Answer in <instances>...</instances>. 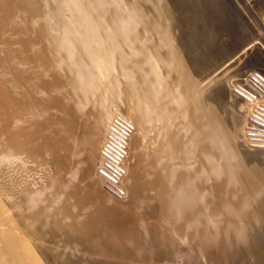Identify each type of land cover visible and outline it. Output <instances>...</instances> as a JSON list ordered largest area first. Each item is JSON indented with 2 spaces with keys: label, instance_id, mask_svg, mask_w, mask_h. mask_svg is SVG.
<instances>
[{
  "label": "rangeland",
  "instance_id": "374dc122",
  "mask_svg": "<svg viewBox=\"0 0 264 264\" xmlns=\"http://www.w3.org/2000/svg\"><path fill=\"white\" fill-rule=\"evenodd\" d=\"M105 1L101 33L116 34L115 46L106 45L110 65L91 93L72 86L58 44L43 50L51 63L30 62L18 118L0 91V203L21 207L17 234L50 247L57 264H264V153L239 143L245 115L229 91L264 68L259 51H249L264 43V0H246L248 14L240 0H122L116 9ZM63 9L67 25L56 21L57 32H78ZM126 16L133 38L112 31ZM39 24L1 28L0 82L9 79L3 46L16 55L24 42L43 49ZM126 106L138 134L124 159L129 192L118 203L97 180L98 152L103 120L126 121ZM5 125L26 134L24 150L11 147ZM1 210L0 237L10 245L7 205Z\"/></svg>",
  "mask_w": 264,
  "mask_h": 264
},
{
  "label": "bare ground",
  "instance_id": "6f19581e",
  "mask_svg": "<svg viewBox=\"0 0 264 264\" xmlns=\"http://www.w3.org/2000/svg\"><path fill=\"white\" fill-rule=\"evenodd\" d=\"M121 1L122 0H109L111 6L114 9H116V7L121 4ZM63 5L70 14L68 16H71V18L74 19H72V21L75 23V27H77L78 32H75V30H72L71 32L69 30L71 28L70 25L68 27L69 29L66 28L67 26L65 28L62 27L63 29L61 32H57L60 31L59 25L61 23L62 26L63 24L65 25L67 23L65 20H68V18L63 17ZM104 5H107L105 0H0V30L1 28L3 29V27H5L4 30H2L5 32L8 26L10 27V25H14L12 27L13 29L17 28V32H22L26 22L31 25H37L40 23L39 29L42 31V37L44 39L45 45L43 49H34L24 42L23 49L19 54L16 55V52H12L10 48H4L5 46L1 44L3 46V54L6 59V65L4 63H2V65L4 64V67L7 70V72L5 71V77L9 75V79L7 80L9 84L6 79H4L3 83L0 82V91L3 89L5 90L7 98L6 108L9 107V109H7L10 110L9 117H13L18 114V118L20 115L19 112L25 107V98L21 88L26 86L29 75L33 71L30 62L32 61V63L39 64V61L42 59V62H45L44 64L46 65L47 62L48 64L51 63L49 60L53 59L52 55L47 57L45 51L52 53L55 48L52 47L53 44H58L57 46L60 47L59 50L62 48L65 60L68 64L67 66H69L70 69L75 72V80L72 84L73 87H76L77 89L81 87L84 94H89L100 82L105 80L103 79L102 74L107 73V68H109L110 65L108 64L110 59L107 57L108 54L106 53L105 47L106 45H109L110 47L115 46L116 34L109 31L104 34L105 36H102L101 31L103 29L100 26L99 21ZM54 9H56V12ZM42 13L46 14V20L43 24H41V20H39ZM114 15L115 19H118L120 16L116 14V12ZM93 16L96 17V20H93ZM10 21H12L14 24ZM52 21H54V23H51ZM56 21L61 22L58 25L56 24ZM69 21L71 22V20ZM122 23V25L113 26L114 29L112 31H115V28H117L116 31L121 36L133 38L135 34L128 29L129 27H132L129 17L126 16L122 18ZM120 26H122V28L119 29L118 27ZM56 40H59V42ZM92 46L94 48H92ZM55 49V52L58 51V48ZM81 54L87 57L88 63H82ZM16 57L19 58L16 59ZM46 65L43 66L47 68ZM52 67L54 66H51V68ZM91 67H96L97 71L94 72L95 74L93 73L94 75L91 74ZM0 75H2L1 71ZM127 77L132 82L131 76L129 75ZM128 83L130 84V82ZM14 88H17L18 91H21V93L16 94V90H13ZM14 91L15 93H13ZM125 111V118L128 121H124L120 117H116V120H114L113 123H111V119L107 123V117L103 120L102 125L104 126L105 123L107 124V126L105 125L106 130L103 136L107 133L108 126H110L111 131V136H109L107 139L103 137L102 141V148L104 150L102 153L106 159L105 163L101 158L100 152H98L99 164L97 167V180L98 178L100 179V186L102 187L101 190L104 191L107 196L117 192L116 190H118L117 193L120 194V190L123 188L124 198L121 201H115L118 203H123V201L126 199V195L128 194L127 192H129L125 181L128 171L126 161L124 159L127 160L131 147L135 145V137L138 134L137 128L135 126L136 124L132 118L131 107L126 106ZM245 119L246 118H244L243 124ZM121 121H124V123H121ZM8 128L9 127L5 125L2 129L3 133L7 134L11 147L15 151L24 150V143L22 140L26 134L21 131L18 132L10 130L12 131L10 132ZM132 128L134 129L133 132H131ZM88 139L90 141L91 137ZM107 143H109V145H107ZM8 151H10V148L5 149V152ZM121 151L124 152L121 166L124 168V172L126 173L120 182L121 187H119V185H115L113 182L107 181L106 178L120 173V165L119 163L117 165L116 161H118L122 156ZM167 157L168 160H170L171 154H169ZM6 205L8 216L7 219H5V221L2 223L7 226V231L4 235H7L10 245H8L5 241L4 242L6 244H4L2 241L3 237H0V264H57L54 256L55 252L50 249V247L30 246V240H25L19 237L17 230L19 227H23L24 225V217L23 213L21 212V207L17 210L16 206L12 202L10 203V201H8V204ZM5 206L4 204L0 203V214L3 213L1 207ZM70 263L68 261L66 264ZM58 264H62V261L58 260Z\"/></svg>",
  "mask_w": 264,
  "mask_h": 264
},
{
  "label": "built area",
  "instance_id": "2783aa9c",
  "mask_svg": "<svg viewBox=\"0 0 264 264\" xmlns=\"http://www.w3.org/2000/svg\"><path fill=\"white\" fill-rule=\"evenodd\" d=\"M240 3L242 8L245 9L248 14L247 9L251 11L250 2L246 0H240ZM249 16L254 20L257 19L255 14L252 12ZM258 23L260 25L262 24V22L259 20ZM262 33L264 35V31ZM250 45L249 51L256 49L264 57V43L261 42L260 39L254 40ZM229 91L234 99L240 101L241 108H243L241 111L244 113L246 118L240 132L237 134L240 137L239 143L247 151H264V68L254 69L246 72L240 81L238 80L236 83L230 86ZM122 122L123 121H121V123ZM110 132V126H108L105 139L111 136ZM109 143H107V145H109ZM103 151L104 150L102 148L99 152L105 163L106 159L102 153ZM121 154L122 156L120 159L116 161L117 165L118 163L120 165V173L106 178L107 181L113 182L115 185H119V187H121L120 182L125 175L124 168L121 166L124 152L121 151ZM116 191L118 192V190ZM117 192L108 195V198L114 201H121L124 198L123 188L120 190V194Z\"/></svg>",
  "mask_w": 264,
  "mask_h": 264
},
{
  "label": "clouds",
  "instance_id": "9594fccd",
  "mask_svg": "<svg viewBox=\"0 0 264 264\" xmlns=\"http://www.w3.org/2000/svg\"><path fill=\"white\" fill-rule=\"evenodd\" d=\"M263 32V31H262ZM252 43V42H251ZM250 43V44H251ZM259 69V68H258ZM252 70H254V69H252ZM230 97L233 99V97L231 96V94H230ZM241 104V103H240ZM243 147V146H242ZM244 148V147H243ZM245 149V148H244ZM246 150V149H245ZM247 151V150H246ZM251 152H253V151H251ZM259 152H264V151H259Z\"/></svg>",
  "mask_w": 264,
  "mask_h": 264
}]
</instances>
